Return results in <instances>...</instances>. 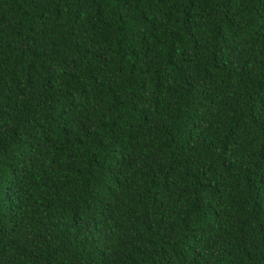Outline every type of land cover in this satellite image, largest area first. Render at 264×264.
I'll list each match as a JSON object with an SVG mask.
<instances>
[{
	"label": "trees",
	"instance_id": "16d2710c",
	"mask_svg": "<svg viewBox=\"0 0 264 264\" xmlns=\"http://www.w3.org/2000/svg\"><path fill=\"white\" fill-rule=\"evenodd\" d=\"M0 264H264V0H0Z\"/></svg>",
	"mask_w": 264,
	"mask_h": 264
}]
</instances>
